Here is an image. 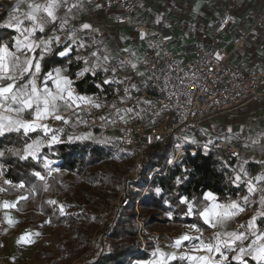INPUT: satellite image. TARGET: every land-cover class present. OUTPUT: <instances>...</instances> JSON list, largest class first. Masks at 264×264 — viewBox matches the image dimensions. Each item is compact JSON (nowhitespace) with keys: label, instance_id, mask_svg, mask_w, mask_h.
Returning <instances> with one entry per match:
<instances>
[{"label":"trees","instance_id":"16d2710c","mask_svg":"<svg viewBox=\"0 0 264 264\" xmlns=\"http://www.w3.org/2000/svg\"><path fill=\"white\" fill-rule=\"evenodd\" d=\"M14 8L15 5L7 4L4 0L0 2V24L6 22ZM16 35L14 29L0 27V44H7L10 49H15L13 45ZM87 46L90 48L93 44L89 41ZM64 49L65 45L53 43L51 51L41 61L40 82L45 80L47 73H53L58 67H65L82 96L97 95L104 98L105 102L113 103L117 100V97L114 99L116 92L125 91L128 81L127 84H123L109 78L108 81L111 83H105L104 76L116 66L115 61L106 65L107 70L100 68L96 72L84 71L83 60L75 58L76 51L73 50L66 57L59 55ZM82 71L84 74L79 75ZM11 106L17 107L15 104ZM0 112L9 114L3 109H0ZM32 112L33 109L20 113V116L29 117ZM11 114L19 115L16 112ZM205 127L206 124L202 129L208 130ZM62 129L63 132L53 130V133L60 136V141L50 145L48 140L52 133L47 136L45 133L28 135L10 133L0 137V151L19 150L21 155L24 154L23 149L27 144L40 141L35 159H20L9 151L5 152L4 157H0V184L6 195L20 197L17 201L20 222L23 224L28 221L45 220V224L61 239L58 248L63 249L65 245L75 244L91 250L93 244L99 245L106 237L105 251L98 252L91 264H140L139 261L142 259L155 257L157 255L155 228H160L161 237L165 238L164 232L167 229L173 234L182 225L195 224L201 231L192 232L200 234L203 239L211 240L212 228L204 224L198 215L186 216V206L180 203L181 198L194 202L199 212L209 202L204 199V194L209 191L220 203L237 200L241 194L248 192L245 183L237 186L231 181L235 172L242 167V162L238 158L231 159L219 148L191 153L188 149L194 144L185 139L186 155L180 161L173 162L176 151L173 140L148 147L146 152L150 153L149 161L140 165L145 181L136 182L128 177L122 178L114 171L107 174L104 170L96 168V165L103 161L122 157L117 152L114 140L108 138L100 129L92 130L95 138L91 136L79 140H69L67 129ZM200 130L188 131V135L193 137L192 135H196L197 132L201 140L208 141L209 137ZM44 160L58 171L51 175L47 174L41 164ZM248 166L256 165L249 162ZM153 168L158 170V174L146 184L149 181L148 174ZM37 171L45 176L44 181L33 175ZM177 178H180V183L176 182ZM5 180L10 183H5ZM20 184L24 186L19 187ZM107 184L117 187V193L121 186L127 185L130 200L125 207L120 208L117 205L114 207V214L108 223L103 222L99 212L100 205L96 202L84 206L75 204L72 211L63 214L57 203H49L54 194L61 196L68 192L73 194L80 186L86 187L85 192H89L91 187ZM157 188L160 189L159 193L156 192ZM85 225L89 229H83ZM102 225L103 228L99 229ZM44 255L52 258L57 264H62L65 260L64 255L54 258L56 255L53 251L45 250ZM246 259L247 264H256L250 257ZM175 263L177 261L171 262Z\"/></svg>","mask_w":264,"mask_h":264},{"label":"crops","instance_id":"0c3cea01","mask_svg":"<svg viewBox=\"0 0 264 264\" xmlns=\"http://www.w3.org/2000/svg\"><path fill=\"white\" fill-rule=\"evenodd\" d=\"M134 1L136 4V17L141 25L150 29H158L163 34H173L174 40L171 43V47L177 52L192 50L197 45L212 46L213 39L217 35L214 20L219 17L225 9H228L230 12L229 16L231 18L232 25L230 29L222 35L223 43L227 46V48L231 49L232 39L235 35H245L249 33L244 41L243 47L231 55L230 61L232 64L243 69H259L264 65V49L262 50L259 48V46L264 43V24L253 29L252 31L249 30L253 17L264 12V0ZM50 2L51 0H19L21 7L26 12V14L32 11L30 5L38 4L41 6H46ZM72 5H76V7H72ZM97 5H99V7H97ZM70 8L71 11H69ZM54 11L58 17L56 24H46L45 31L43 33H40L38 30L35 33L40 37V40L47 39L53 35H66L71 26L75 25L80 27L82 23H89L92 25L93 30L105 31V35L101 39L92 41L84 39L82 42L85 47L82 50H85L89 41L93 44V46H95L97 45L98 41H104L105 39L114 37L118 41L117 44L122 52L116 54L110 61H115L116 66L110 69L109 72L113 69L120 72L122 71V68L125 70V67H127L126 72L128 73V77L124 80L119 78L120 81L125 83L128 81V84L126 83L128 85L126 87L128 91H124V93H127L126 96H130L133 92L136 94H141L144 92L143 75L142 69L140 67V61L146 55L149 43L152 41L151 32H134L130 25H117L116 14L113 11L107 9L101 0H67V3H64L63 0H57V6ZM40 16H46V13H37V17L39 18ZM63 19H67L68 23L64 26L63 30H60V23ZM158 20L159 22H157ZM22 21L23 24H25H22V28L32 27V22L27 20L26 17ZM188 22L193 23L195 26L196 31L194 33H187L183 29V25ZM141 33L144 34L143 39H141ZM218 36L220 37L221 35ZM10 51L15 52V49H10ZM15 54L21 57L19 52H15ZM76 54L80 55L79 51H76ZM27 55L31 56L33 54L28 53ZM21 59H24V56L21 57ZM122 61L123 63H121ZM132 64H135L136 67L133 68L131 66ZM58 68L65 70L67 73V69L65 67ZM52 74L55 76V70ZM44 81L45 80L40 82V80L37 79L38 87L43 85ZM50 82H52L51 86L53 87L55 84L52 80ZM72 88H74L75 94H80L77 86L74 85ZM55 89L56 88L50 90L55 92ZM56 103L58 105V113L69 121V123L65 125H69L70 127L75 126L76 121L72 118V114L76 115L82 120L83 115L78 111V113H76L74 107H66L64 101L57 100ZM2 113L0 112V115L5 117L10 116L13 119L22 118L20 114H15V116L11 113ZM34 118L35 110L33 108L32 114L29 117L24 116L22 119L34 120ZM39 123L52 125L57 129L64 124L63 122L56 121L51 117L45 118L39 121ZM128 123L137 124L138 119H133ZM205 128L208 129L207 136L209 137V140L214 138V135L218 134L220 138L218 137L214 139H226L228 142L241 149V156L238 159L242 162V167L248 174V176L244 177L243 179L252 180L257 189L251 195L249 204L244 206V211L227 220L223 227L220 225H217L215 228L211 227V234L212 231L215 233L220 231L246 232L249 234V239L244 242L245 245H247L252 239H255V237L251 235L253 230L241 228L240 226L246 225L252 216L257 215V212L260 208L259 200L261 195H264V182L255 181L257 176L264 175V99L253 100L235 110L220 113L212 120L208 121ZM83 132H87V135H89L88 137H91L90 135L92 131ZM34 133L38 134L44 132L38 129L36 132H32L31 134ZM191 138L192 137H190V139ZM187 141L195 144L204 140L193 139ZM181 149L185 148L183 147ZM249 162L255 163L256 166L249 167ZM46 183H48V180H46ZM245 185L247 188V184ZM0 189H2L0 190V194H3L4 192L1 184ZM248 194V192L246 194H241L237 200H231L227 203H220L217 200L216 202L227 205L232 201H236L242 204V197ZM12 197L15 198L13 199V205H15L14 208L16 213H18L17 201L20 197L17 195ZM211 203L212 202L209 201L205 208L210 207ZM12 221L13 223L11 225H6L5 223L0 224V263L2 262V264H12L15 258L16 247L18 245V233L15 227L16 223L20 220L17 219ZM182 226H184L183 228H186V230L187 228H189V230L191 229L190 225ZM180 229L181 227L178 228L175 233H173L175 236L173 239L174 241L177 239L176 236L178 235ZM255 231L257 234H264V218L258 217ZM184 247L187 248V245ZM159 251L165 253L166 255L171 253L170 251L165 250L163 247H160ZM194 254L203 255L204 253L200 252ZM231 254L235 255V253ZM177 255L179 256L180 254L177 253ZM158 258L159 253L157 252L155 257L150 259H142L139 261V263L150 264V262H153L154 264ZM176 261L177 263L175 264H191V262L187 260L178 259ZM171 262L173 261H169V264H171Z\"/></svg>","mask_w":264,"mask_h":264},{"label":"built area","instance_id":"2783aa9c","mask_svg":"<svg viewBox=\"0 0 264 264\" xmlns=\"http://www.w3.org/2000/svg\"><path fill=\"white\" fill-rule=\"evenodd\" d=\"M101 1L107 9L116 14L117 25H130L134 32L152 33V41L149 43L148 51L140 61L144 92L141 94L133 92L128 96L129 100L122 96L110 103L111 115H114L115 111L119 109L136 110L140 100L147 99L155 105L154 110H163L164 121L161 125L149 127L139 123L126 125L121 137L114 141L117 152L122 157L103 161L97 164L96 168L108 171L110 170L108 168L113 167V165H106L107 163L124 164L130 162L133 164V171L127 173L124 178L128 177L131 181L144 182L140 165L149 161L150 153L146 152L148 147L169 140H173L174 143L178 140L184 142L182 133L200 130L208 121L220 113L235 110L253 100L264 99V65L259 69H243L230 61L231 55L243 47L249 33L235 35L232 39L231 49L227 48L223 43L222 35L232 25L228 9H225L214 20L217 35L213 39L212 46L197 45L192 50L177 52L171 47L174 40L173 34H163L158 29H150L141 25L136 17L134 0ZM263 24L264 12L253 17L249 30L252 31ZM183 29L187 33L196 31L191 22L185 23ZM73 30H77L74 35ZM104 35L105 31L102 30H82L73 25L66 35H60L62 40L60 44L71 46L74 51L82 50L84 47H79L78 43L74 44L67 38L73 36L77 42H82L83 39L90 41L101 39ZM259 48L263 50L264 43ZM217 54L219 59H217ZM78 57L81 56L76 55V60H80ZM76 109L85 117L83 124L85 131L98 128L104 133L110 130L111 124L107 122L109 116L105 119H99L93 104L81 103ZM171 116L174 117L175 122L168 124V119ZM206 144L208 145L207 149L204 147ZM217 148L223 150L231 159L241 156V149L226 139L212 138L208 141H200L191 146L188 151L195 153L197 150L212 151ZM186 152V149H178L172 161H180ZM175 159L177 161H174ZM45 163L48 162L46 160L41 161L43 167ZM106 166L108 167L106 168ZM45 170L48 174V169ZM157 171L156 168L152 169V172L148 174L149 181L146 184H149L158 174ZM109 203L110 205H102L99 210L103 222L112 217L116 205L122 208L130 203L128 186L120 188L117 197ZM106 239V237L103 238L99 245L93 244L89 251L90 255L80 264H91L98 252L105 251Z\"/></svg>","mask_w":264,"mask_h":264},{"label":"snow or ice","instance_id":"6c2138e0","mask_svg":"<svg viewBox=\"0 0 264 264\" xmlns=\"http://www.w3.org/2000/svg\"><path fill=\"white\" fill-rule=\"evenodd\" d=\"M64 3H67V0H63ZM57 6V0H51L46 6L41 5H30L32 11L26 14V19L32 22L31 28H22L23 21H21L16 16H10V19L4 23L0 24V27H7L14 29L17 33L23 37L14 38L15 43L13 47L15 52H20L24 55V59H21L20 56H17L15 52L10 51L7 44H0V109H3L6 112H16L18 114L24 113L26 111L35 109V118L34 120H24L22 118L13 119L8 116L5 117L0 115V137L5 136L10 133H23L28 135L32 132H36L38 129L42 130L45 135L52 133L50 139L48 140L49 145L58 143L60 141V136L53 133V130L48 127V125L41 124L39 121L51 117L56 121H61L64 124L69 123L64 116L58 113L57 100L64 101L66 107H71L73 104L79 102L91 103L90 99L87 97H81L75 94L74 89L72 88V81L70 77L62 75V69H55V76L52 73H47L45 77V83L42 88L38 87L37 79L41 73V61L44 59V56L51 51L53 43L60 44L62 43L61 37L58 35H53L47 39H41L39 41L35 40L33 37L37 30L40 33L45 31L46 24L55 25L58 17L55 14L54 9ZM76 7V5H72ZM99 7V5H97ZM71 11V8L69 9ZM43 12L46 13V16L37 17V13ZM159 22V20L157 21ZM68 23L67 19H63L60 23V30H63L64 26ZM227 23V21H225ZM82 30L92 29V25L89 23H82L80 26ZM77 30H73V35ZM144 38V34L141 33V39ZM67 39L71 40L72 43L77 44L79 47H85L83 42H77L73 36L68 37ZM37 50H39L37 52ZM72 51L70 46H65V49L59 52V55L66 57ZM28 53L33 55L29 56ZM93 56L96 53H92ZM82 59L85 63H88V60L83 57H78ZM108 57H105L107 61ZM217 59L219 55L217 54ZM123 63V61L121 62ZM99 65V60H97V66ZM133 68L136 67L135 64L131 65ZM93 70L92 68H86L84 71ZM107 70V69H105ZM82 71L79 75H83ZM52 80L55 84L56 91H51L46 81ZM105 83H111V81H105ZM128 90L125 89V92ZM10 103H6L9 102ZM17 105L16 108H13L11 105ZM95 107H100L99 104H95ZM127 112H131L132 109H127ZM230 131V130H229ZM56 132H63V129H57ZM86 137H69V140L72 139H85ZM150 142V140H149ZM195 142V141H193ZM255 142V141H253ZM211 143V141H209ZM40 141H34L31 144H27L23 149V155L20 154L19 150L5 149L0 151V157H4L5 152H12L13 155L19 156L20 159H35L37 152L39 151ZM179 147V146H178ZM206 149L208 145L204 146ZM235 155V154H233ZM44 168L48 169V174L51 175L52 172L58 171L57 169L50 168L48 163L44 164ZM235 172V170H234ZM39 180L44 181L45 176L41 172L37 171L33 174ZM248 174L243 167L239 169L238 172H235V175L231 178L232 183L239 186L241 183L247 184L248 195L242 197V204L236 201H232L227 205L219 204L216 202V196L212 192H207L204 194V199L211 201V206L205 208L203 211L197 212L196 205L194 202H190L187 198H181L180 203L186 206V216L198 215L204 222V224L209 225L212 228L223 225L227 220L238 215L240 212L244 211V206L248 205L251 199V195L257 190L254 182L250 179H243L247 177ZM256 182H264V175L257 176L255 178ZM177 183H180V178H177ZM5 183H10L5 180ZM23 184H20L19 187H23ZM2 190V189H0ZM156 192L159 193L160 189L157 188ZM51 204H55L56 201H49ZM260 208L257 212V215L252 216V218L246 223V225H241V228L252 229L251 235L255 237L250 243L245 245V241L249 239V234L246 232H228L220 231L215 234V242H205L200 239L199 236H193L188 233L181 235L177 238L172 244L173 248L179 249L184 246V242L191 243V251L193 253L203 252V255L199 254H189L182 253L179 256L176 252L170 254H165L160 252L159 258L154 262V264H169V261L176 260H187L191 264H247V257H250L256 264H264V234H257L255 231L256 221L258 217L264 218V195H261L259 200ZM15 205L4 202L2 205L3 208L9 209ZM60 211L63 214L64 208L61 206ZM171 216V212L169 213ZM6 220L9 225L13 223L11 218L7 217ZM190 228L194 232H200V228L193 224L190 225ZM27 235L20 237V241H25ZM199 241V243H195ZM19 242V241H18ZM224 250H227L225 252ZM216 253L218 259L214 258L211 254ZM230 253H235V255H229ZM155 255V253H154ZM153 264V262H150Z\"/></svg>","mask_w":264,"mask_h":264},{"label":"rangeland","instance_id":"374dc122","mask_svg":"<svg viewBox=\"0 0 264 264\" xmlns=\"http://www.w3.org/2000/svg\"><path fill=\"white\" fill-rule=\"evenodd\" d=\"M0 1H2V0H0ZM4 2H6L7 4H10V5L11 4L15 5L14 10L8 15L6 22L10 19V16H16L21 21L26 17V12L22 9V7L19 3V0H4ZM23 25H25V24H23ZM16 37H20L21 39H23V37L20 35V33H17L15 38ZM33 38L37 41L40 40V37L36 34ZM117 43H118V41L114 37H111V38L105 39L104 41H98L97 45H95L91 48H88L86 46L85 50H77V51H79L81 57L86 58L88 60V63H85L83 61L84 69L92 68L93 70H90L91 72H96L100 68L105 69V66L107 65V63H109L116 54L122 52ZM72 51H73V49H72ZM92 53H96V55L93 56ZM20 55H21V57L24 56L22 53H20ZM106 56L108 57L107 61H105ZM97 60H99L98 66H97ZM126 70H127V67H125V70L122 68V71H120V72L113 69L109 72V74H106L104 76V79L106 81H108L110 78V79L116 80L117 82H121V83L125 84V82L120 81L119 78L124 80L128 77V73L126 72ZM61 74L68 76V74L65 72V70H63ZM38 80H39V78H38ZM50 81L51 80L46 81L48 88L49 89L55 88V85H53V87L51 86L52 82H50ZM71 81H72V86H74L73 80H71ZM44 83H45V81L43 82V85H40V88H42L44 86ZM121 93H123V94H121ZM77 95H79L81 97H86V96H82L81 94H77ZM126 95H127V93H124L123 90L117 91L114 99L116 97L120 98L122 96H125L124 98L128 99V96H126ZM87 98L90 99L91 104H93V105L99 104L100 105V107H96L99 119H105L106 117L109 116V119H107V122H109L111 124V127H110V130H108L104 133L108 138H110L114 141L121 137V135L124 131V127L126 125H129L128 122L133 120V119L137 118L139 124H144L147 127L161 125L162 122L164 121L163 110H161V109L154 110L155 105L153 103H151L149 100H145V99L140 100L139 105L136 108V110H132L131 112H127L126 111L127 109H119L118 111H115L114 115H111V107H110L111 105H110V103L105 102L104 98H102V97L100 98L97 95H92V96L87 97ZM81 103H86V102H79L78 101L76 104H73L69 108L74 107L75 112L78 113L77 112L78 110L76 108ZM72 118L76 121V124L74 127H70L69 125L63 124L58 129H62V128L67 129L66 131L68 133L67 134L68 138L69 137H76V136L88 137L89 136V135H87L88 133L83 132V131H85L83 128L85 117L83 116V118L81 120L76 115L72 114ZM174 122H175L174 117L171 116L168 119L167 123L173 124ZM134 125H136V124H134ZM48 127L52 130L57 129V128L53 127L52 125H48ZM203 129H201L200 132L205 133L207 136L208 131L203 130ZM216 135H214V138L219 137L218 134H216ZM90 136H92L93 138L96 137V135H93L92 132H91ZM182 136L186 140L200 139L199 133H197V132H196V135H192L193 139L192 138L190 139L191 136L188 135V131L182 133ZM175 147H176V151H177L178 149L186 147V145L184 142H181L178 140L177 142H175ZM176 151L174 153V156H176ZM106 165H113V167L108 168L110 170L105 171V172H107V174L111 171H114L117 175L121 176L122 178H124V176H126L127 173H130V171H133L132 170L133 164L130 162H126L124 164H118L116 162H112V163H107ZM107 167L108 166H106V168ZM100 169L104 170L102 168H100ZM126 187H127V185H125L124 187L122 186L120 188H126ZM120 188H119V190H120ZM85 190H86V187L80 186L76 189V191L73 194H71V192H68L65 196L54 194V195H52L51 199H52V201H56V203L60 207L62 206L64 208V212H70V211H72V206L75 204H80V205L84 206L86 204L87 205L90 203L94 204L96 202L97 205H100V207L102 205H105V204L110 205L109 202L111 200L115 199L117 197V194H118L116 192L117 187H115L114 185H109V184L97 186V187L96 186L91 187V190H90L91 192L90 191L85 192ZM13 199H15V198L12 196H8L5 193L0 194V224L5 223L6 225H8L7 220H6V215H7V217L11 218V220H17V219L20 220V216L18 215V213H16V210L14 207L9 208V209H5L2 207V205L4 204L5 201H7L10 204H14ZM109 221H111V218L106 219L107 223ZM180 227H181V229L179 230V233L176 236L177 238H179L181 235H183L185 233H188V234L193 235V236H199L200 239L204 240L206 243L207 242H213V243L215 242V240H214L215 236L214 235L216 233L213 231L211 234V237H212L211 240H207V239H203L200 236V234L198 235V234L193 233L191 229L189 230V228H187V230H186V228L185 229L183 228L184 226H180ZM15 228L17 229V233H18V237H17L18 245L16 247V253H15V258L13 260V263L11 262L12 264H57L54 262V260L52 258L44 255L45 250L53 251L56 255L54 258H59L60 255H64L65 260L62 264H80L82 261L86 260L87 257L90 255V252H89L90 250L85 249L83 247V245H75V244L74 245H65L63 249L58 248V245H59L61 239L59 238L57 233L52 232L51 228L45 224V220H43V219L37 220L34 222L28 221V222L23 223V224L20 221H18L16 223ZM83 229H89V228L87 227V225H85V226H83ZM99 229H102V226L99 227ZM155 230L156 231H154V232L156 233V236H157V238H156L157 249H159L160 247H163L165 250L170 251L171 253L176 252L178 254H182V253L187 252V253L194 254L191 251V243L187 242V241L184 242V246L187 245V248L184 246L180 247L179 249L173 248L172 244L174 243L173 239L175 236L173 234L171 235V233L169 232V229L165 230V232H164L165 238L161 237L160 228H155ZM25 235H27L28 238L25 241H20V237L25 236ZM167 238H170L169 240H172V241L170 242L169 240H167ZM195 243H199V241H195ZM211 255L214 258H219L216 253H212ZM0 264H2V262Z\"/></svg>","mask_w":264,"mask_h":264},{"label":"bare ground","instance_id":"6f19581e","mask_svg":"<svg viewBox=\"0 0 264 264\" xmlns=\"http://www.w3.org/2000/svg\"><path fill=\"white\" fill-rule=\"evenodd\" d=\"M174 161H177L176 159Z\"/></svg>","mask_w":264,"mask_h":264}]
</instances>
